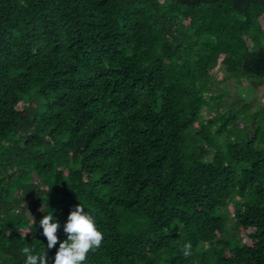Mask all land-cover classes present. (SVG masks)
Returning <instances> with one entry per match:
<instances>
[{"label": "trees", "instance_id": "16d2710c", "mask_svg": "<svg viewBox=\"0 0 264 264\" xmlns=\"http://www.w3.org/2000/svg\"><path fill=\"white\" fill-rule=\"evenodd\" d=\"M263 15L264 0H0V264L46 248L43 211L64 238L78 203L103 232L83 264H264V105L212 91L220 70L263 97Z\"/></svg>", "mask_w": 264, "mask_h": 264}, {"label": "clouds", "instance_id": "9594fccd", "mask_svg": "<svg viewBox=\"0 0 264 264\" xmlns=\"http://www.w3.org/2000/svg\"><path fill=\"white\" fill-rule=\"evenodd\" d=\"M43 212L46 214L39 220V225L42 227V235L47 239V246L42 251L34 250V246H25L24 264H83L89 250H95L100 246L103 232L97 224L96 217L81 203L69 211L63 223V232L66 234L64 238L58 235L61 222L54 215L55 209ZM30 224H34L33 215ZM52 248H56V251L53 257H49L47 249ZM191 249V242H186L183 245L184 255H190Z\"/></svg>", "mask_w": 264, "mask_h": 264}, {"label": "rangeland", "instance_id": "374dc122", "mask_svg": "<svg viewBox=\"0 0 264 264\" xmlns=\"http://www.w3.org/2000/svg\"><path fill=\"white\" fill-rule=\"evenodd\" d=\"M260 24L264 30V15L260 18ZM213 86L212 91L214 95L221 96L224 99H235L241 98L246 102H252L254 104V108L256 104L264 105V98L260 96V92H255L246 80L240 79V83L236 82L234 76H228L220 70L213 71ZM202 117H206V109H202L201 111ZM249 231L239 230V236L243 239V241L248 242L247 235Z\"/></svg>", "mask_w": 264, "mask_h": 264}, {"label": "built area", "instance_id": "2783aa9c", "mask_svg": "<svg viewBox=\"0 0 264 264\" xmlns=\"http://www.w3.org/2000/svg\"><path fill=\"white\" fill-rule=\"evenodd\" d=\"M264 98V93H263V97H262V99Z\"/></svg>", "mask_w": 264, "mask_h": 264}, {"label": "bare ground", "instance_id": "6f19581e", "mask_svg": "<svg viewBox=\"0 0 264 264\" xmlns=\"http://www.w3.org/2000/svg\"><path fill=\"white\" fill-rule=\"evenodd\" d=\"M235 78V77H234ZM236 79V78H235ZM237 80V79H236ZM237 82V81H236Z\"/></svg>", "mask_w": 264, "mask_h": 264}]
</instances>
